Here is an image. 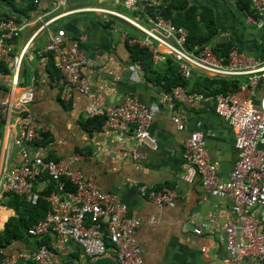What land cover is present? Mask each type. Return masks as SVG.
I'll list each match as a JSON object with an SVG mask.
<instances>
[{
    "label": "crops",
    "instance_id": "obj_1",
    "mask_svg": "<svg viewBox=\"0 0 264 264\" xmlns=\"http://www.w3.org/2000/svg\"><path fill=\"white\" fill-rule=\"evenodd\" d=\"M187 1L189 5L209 7L215 12L218 33L208 44L215 46L220 41H232L243 55L264 60V30L247 21L238 0ZM35 3L27 15L16 11V8H24V0H15V5L4 1L0 6L2 14L18 16L27 23L14 44L15 53L28 45L16 88L20 93L36 77L37 88L30 109L36 117L35 124L46 130L45 139L31 145V155L55 160L82 155L81 159L74 161L72 168L94 177L102 190L117 193L127 205L128 214L142 218L137 238L146 264H236L227 248L216 238L207 232H195L196 226L211 220L227 224L232 215L231 199L212 195L199 176L192 182L182 178L186 171L183 153L192 131L203 133L209 155L224 178L230 176L238 158L234 131L228 121L215 111L214 96L205 95L201 99L180 102L179 105L186 110L184 120L187 128L179 130L163 100L164 87L153 82L142 62L134 59L132 43L129 41L127 44L129 35L142 37V33L118 16L105 18L98 9L117 10L146 24L142 13L126 8L121 0H68V13L40 28L41 22L36 18L52 11V2L38 0ZM59 28L66 31L68 40L85 38L82 50L89 62L83 67V73L93 92L104 103L119 104L129 94L156 108L149 131L157 142V148L147 142L139 144L132 131L123 134L105 126L104 117L86 119L90 101L85 94L75 92L70 102L61 99L58 71L52 56L45 50L50 34ZM6 64L8 71H0V98L11 89L9 77L13 75V68ZM238 78L241 83L248 80L247 75ZM239 95L246 98L249 92L240 91ZM263 95L264 79L258 83L251 97L259 105ZM15 118L13 113L9 127L3 126L0 177L6 163L12 166L22 161ZM122 135L123 139H120ZM134 150L141 154L140 159H134ZM48 184L46 177H40L34 183L41 191H45ZM143 185L148 189H175V205L157 206L143 194ZM9 201L7 195L0 198V231L11 216L17 215ZM151 217H155L157 222L150 223ZM44 242L51 247L53 258L61 264H120L110 247L103 255L90 257L71 239L48 234ZM39 246L40 241L36 237L26 234L4 251L8 255L34 253ZM241 264L252 262L246 260Z\"/></svg>",
    "mask_w": 264,
    "mask_h": 264
},
{
    "label": "built area",
    "instance_id": "obj_2",
    "mask_svg": "<svg viewBox=\"0 0 264 264\" xmlns=\"http://www.w3.org/2000/svg\"><path fill=\"white\" fill-rule=\"evenodd\" d=\"M121 1L126 8L142 13L146 24L137 17L117 10H98L105 18L108 15L118 16L138 28L143 36L133 38L130 42L147 47L156 63L165 61L167 56L172 57L185 78H189L195 69L210 76H248V80L242 82L237 91L214 96L215 111L228 121L235 135L238 158L230 176L224 178L218 173L203 133L196 130L192 131L185 144L183 155L186 171L182 178L192 182L199 176L208 192L232 201V215L227 224L221 225L211 220L196 226L195 232H207L216 238L227 248L236 264L246 260L252 264H264V95L259 105L251 97L258 83L264 79V60L245 56L237 47L227 56L217 55L215 46L208 43L189 49L186 46V28L176 25L157 9L161 5L160 0ZM249 1L253 12L245 10L247 21L264 30V0ZM51 2L52 11L36 18V21L41 22L40 28H45L68 13V0ZM151 9L156 11L151 13ZM55 12L54 16L44 19ZM26 26L27 23L14 18L0 19V61L13 68V75L9 77L11 89L5 97L0 98V121L7 129L13 113L16 114L19 132L17 143L22 158L19 165L6 163L4 166L0 177V198L12 193L36 204L43 191L37 189L34 183L45 174L50 175L58 187L43 196L50 207L46 216L27 228V233L40 241L38 250L34 253L15 252L6 255L0 258V264H29L32 261L35 264H61L53 258L51 247L44 242L48 234L76 241L90 257L103 255L110 247L120 264H146L137 238L142 218L135 214L129 215L127 205L117 193L102 190L94 177L86 175L81 169L72 168L74 161L81 159L82 155L59 160L31 155V145L44 140L46 130L35 124L36 117L30 109L37 88L36 77L20 93L16 88L28 45L15 53L14 44ZM84 39L68 40L66 31L59 28L50 34L45 47L59 72L57 79L61 99L70 102L75 92L85 94L90 101L85 112L86 119L104 117L105 126L123 134L132 131L139 144L147 142L154 149L157 148V142L149 131L156 108L129 94L121 103L109 105L93 92L83 73V67L89 62L82 50ZM240 91L249 92V97H241ZM204 97L200 92H187L183 85L164 91L163 100L179 130L187 128L184 120L186 110L179 103ZM120 139H123V135ZM133 157L140 159L141 154L134 150ZM63 177L75 186L74 190L65 188ZM141 191L157 206L175 205V189H148L143 185ZM156 222L157 219L151 217L150 223ZM106 239L110 244H107Z\"/></svg>",
    "mask_w": 264,
    "mask_h": 264
},
{
    "label": "trees",
    "instance_id": "obj_3",
    "mask_svg": "<svg viewBox=\"0 0 264 264\" xmlns=\"http://www.w3.org/2000/svg\"><path fill=\"white\" fill-rule=\"evenodd\" d=\"M4 1L11 2L15 5V0H0V6ZM24 1L26 2L24 8H16V11H21V13L27 15L34 9L36 3L35 0ZM162 2L163 4L157 9H160L162 13L170 18L176 25L186 28L188 32L186 46L189 49H194L195 45L207 44L212 40L213 36L218 33L216 16L212 8L189 5L187 0H162ZM238 3L242 9L253 12L249 0H238ZM155 11V9L149 10L151 13ZM1 18H14L22 22L18 16L15 17L9 14L4 15L0 12V19ZM133 38L136 37L129 35L127 44ZM234 47L236 46L232 41H220L216 43L214 51L219 56H227ZM131 51L134 55V59L140 60L145 69L148 70L153 82L162 85L165 91H170L177 85H183L190 93L200 92L206 96H216L219 93L237 91L241 84V80L238 77L228 78L210 76L196 69L193 70L189 78H185L181 75L178 64L172 57L167 56L165 61L155 64L152 53L147 47L139 43H134L131 46ZM0 71H8L7 64L3 61H0ZM2 135L3 122L0 121V138ZM43 177L48 179L49 184L36 204L28 202L18 195L12 193L7 194L10 198L9 202L11 203L10 205L9 202H7V205L15 208L17 215L11 216L7 220L4 229L0 231V258L8 255L4 250L16 240L25 237V235L28 234L27 228L44 218L49 211V204L43 196L54 188L57 189L58 185L50 175L45 174ZM63 180L66 181L65 188L67 190L75 189V186L66 177H63ZM106 242L110 244L108 239H106ZM29 264L35 263L32 261Z\"/></svg>",
    "mask_w": 264,
    "mask_h": 264
},
{
    "label": "rangeland",
    "instance_id": "obj_4",
    "mask_svg": "<svg viewBox=\"0 0 264 264\" xmlns=\"http://www.w3.org/2000/svg\"><path fill=\"white\" fill-rule=\"evenodd\" d=\"M125 12H128V11L125 10Z\"/></svg>",
    "mask_w": 264,
    "mask_h": 264
}]
</instances>
